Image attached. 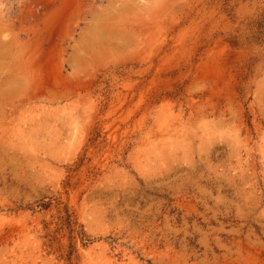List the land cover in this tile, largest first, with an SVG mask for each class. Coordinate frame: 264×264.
<instances>
[{
    "label": "rangeland",
    "instance_id": "1",
    "mask_svg": "<svg viewBox=\"0 0 264 264\" xmlns=\"http://www.w3.org/2000/svg\"><path fill=\"white\" fill-rule=\"evenodd\" d=\"M4 3L0 264H264V0Z\"/></svg>",
    "mask_w": 264,
    "mask_h": 264
},
{
    "label": "built area",
    "instance_id": "2",
    "mask_svg": "<svg viewBox=\"0 0 264 264\" xmlns=\"http://www.w3.org/2000/svg\"><path fill=\"white\" fill-rule=\"evenodd\" d=\"M6 0L11 5L9 16L20 25H36L42 23L52 9L56 0ZM99 1V0H96Z\"/></svg>",
    "mask_w": 264,
    "mask_h": 264
},
{
    "label": "bare ground",
    "instance_id": "3",
    "mask_svg": "<svg viewBox=\"0 0 264 264\" xmlns=\"http://www.w3.org/2000/svg\"><path fill=\"white\" fill-rule=\"evenodd\" d=\"M4 5H5V3H4ZM11 19V18H10Z\"/></svg>",
    "mask_w": 264,
    "mask_h": 264
}]
</instances>
